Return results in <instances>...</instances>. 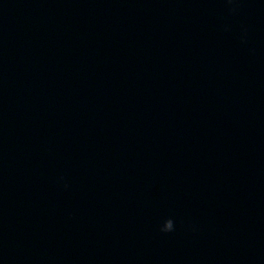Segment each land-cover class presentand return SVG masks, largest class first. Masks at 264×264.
Segmentation results:
<instances>
[{"label": "water", "instance_id": "water-1", "mask_svg": "<svg viewBox=\"0 0 264 264\" xmlns=\"http://www.w3.org/2000/svg\"><path fill=\"white\" fill-rule=\"evenodd\" d=\"M0 264H264V0H0Z\"/></svg>", "mask_w": 264, "mask_h": 264}]
</instances>
